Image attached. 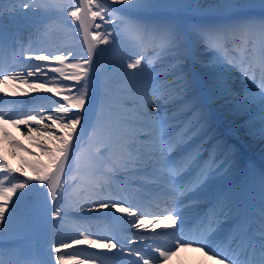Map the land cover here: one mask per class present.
Returning <instances> with one entry per match:
<instances>
[{"label":"snow or ice","instance_id":"1","mask_svg":"<svg viewBox=\"0 0 264 264\" xmlns=\"http://www.w3.org/2000/svg\"><path fill=\"white\" fill-rule=\"evenodd\" d=\"M9 3L28 37H11L0 24V60L10 54L14 61L0 66V85L20 81L10 95L27 99L0 96V105H10L0 110V141L21 161L13 167L0 150V264H168L176 252L194 247L216 264H264V169L259 210L250 212L244 191L226 183L235 152L215 133L207 104L191 94L184 67L191 51L200 49L208 54L196 57L203 68L225 69L214 78L218 94L208 103L228 101L231 116L254 139L246 111L258 105L264 141V17L252 16L257 7L264 11V0ZM57 26L79 45H52L48 36ZM109 52L116 55L105 66ZM164 64L170 79L161 83L157 66ZM169 86L180 90L179 97ZM176 99L182 107L161 115ZM110 103L118 105L112 116ZM180 113L192 115L181 121ZM84 173L91 178L90 194L69 203ZM153 200L156 213L141 211ZM161 201L167 205L162 211ZM93 214L118 221L119 231H93ZM70 217L88 226L69 229ZM37 230L46 237L47 260L19 243ZM69 230L71 238L61 235ZM68 250L77 254L65 255Z\"/></svg>","mask_w":264,"mask_h":264},{"label":"bare ground","instance_id":"2","mask_svg":"<svg viewBox=\"0 0 264 264\" xmlns=\"http://www.w3.org/2000/svg\"><path fill=\"white\" fill-rule=\"evenodd\" d=\"M54 2H56V3H67V0H54ZM259 11H260L259 7L253 9L252 10V16L258 15L257 13ZM0 24H3L5 32L9 31L10 30V26H12V22L11 21L0 20ZM55 29H56V31L48 36V40H49V42L52 45H60L62 47L72 46L73 44L79 45L80 41L78 39H75L71 34H69L68 31L63 26H57ZM21 36H23L25 39H27L28 32H26L25 34L23 33ZM193 52H194V50L191 51V54H193ZM196 57H197L196 55L189 57L190 58V60H189L190 61V66H191V68L188 70L189 77H190V79L192 81V84L195 83V82H198V84H199V86L201 88L204 87V90L206 92L205 95H204V98L209 101L210 96L218 94L217 90L214 88V84H213L214 78L217 75H219V74H226V70L225 69H219L218 70L217 69L218 67H216V69L214 71H212L211 69H206L208 73L203 72V74H201V72L196 68V66L193 63L194 61L195 62L198 61L196 59ZM103 63L104 64L106 63V59L105 58L103 59ZM16 71H19V69H17ZM164 71L165 70H163L162 72H164ZM109 72L113 74L114 81L117 84H119L120 77L116 73V68L110 69ZM162 82L165 83L166 82V78H163ZM238 82H240V81L236 80L237 87H240L238 85ZM19 83H21V82L20 81H12L11 83H7L6 85H3L2 87H0V89H4L3 92H0V96H4V97L7 96L6 99H14V98L15 99H22V100L25 99V98L27 99V97L20 96V95L14 96V97L10 95V93L13 91L15 86L17 84H19ZM168 90L171 91L172 94H175L174 93L175 89H173L171 86H169ZM43 94L44 95H48L47 93H43ZM222 101L223 100H218V101L214 102L218 106H221L219 110L223 111L221 113V115H220V120L222 121V124L223 125H227L230 128H232V129L235 128L236 130H238V128H240L239 120L236 119V118H233L231 116L230 105H228L227 107H224L222 105ZM179 106L182 107V104H179V103L178 104H172V103L170 104V103H168L167 106H166L167 107L166 108L167 112L172 113ZM117 110H118V105H116L115 103H110V105H109V107L107 109V114L109 116H112L114 111H117ZM163 114H164V111L161 110V115H163ZM226 115H227V117H226ZM246 115H247V118H248L249 125L254 126V131L257 132V135H256V137L258 138L257 142L256 141L252 142V144L255 145L254 149L257 150L258 153H261V154L264 155V141L260 142L259 136H258V126H259V124L261 122V119H262V114H261L259 106L257 105V106L249 107L247 109V111H246ZM13 129L14 128H11L10 126L8 128L9 131L13 130ZM236 130H234V131H236ZM245 131H247V130H245ZM98 132H99V134H103L104 130L98 129ZM12 135L14 137H17V138L23 140V142L26 145L28 144V141L24 140L23 137H20L18 132L12 133ZM0 144H1L0 145V150H2L5 154H7L8 162L13 167L19 166L21 161L19 160L18 157L13 155V150H12L11 146L8 144V142L6 140H2V141H0ZM87 159H88V152L86 150H82L81 151L82 164L85 162V160L87 161ZM82 178L84 179V182L82 181V182L78 183L73 189L70 190L69 195H70L71 199L69 200V203H71L73 201L84 199L90 194V191H91L90 186L87 185L85 183V181L86 180L88 181L91 178L86 173L84 174V177L81 176V179ZM83 188H85V189L83 190ZM74 222H75L74 218H69V224L67 225V227L69 229L73 228L71 226H74ZM61 235L71 238L73 236V233H72V231L69 230V231H65V232L61 233ZM37 238H39L38 239L39 244L41 242V245H42L43 240L46 239L43 231L38 230ZM21 241L19 243H22ZM69 242H70V240H69ZM41 245L37 249V255H38L39 258L47 260V259H49L48 255H47V253L49 251L48 244H46L45 247H43ZM30 250H31V248L28 249V251H30ZM71 252H72V250H68L64 254L69 256V253H71ZM192 261H195V264H215L214 262H212L208 258H206L204 255H201V254H199L197 252H189V251H184V250L176 253L174 255V257H172L168 261V264H191Z\"/></svg>","mask_w":264,"mask_h":264},{"label":"rangeland","instance_id":"3","mask_svg":"<svg viewBox=\"0 0 264 264\" xmlns=\"http://www.w3.org/2000/svg\"><path fill=\"white\" fill-rule=\"evenodd\" d=\"M261 11V12H260ZM260 13H263L264 14V11H262L261 9H260ZM196 53H198L199 55H202L203 53H202V51L201 50H196ZM115 55H116V53H114V52H109V53H107L106 54V56L104 57L105 59H106V63H105V66H108V62L109 61H111V60H113L114 59V57H115ZM198 64V63H197ZM198 66V68H199V70H200V72L203 74V72H206V73H208L207 72V70L205 69V68H203L202 66H200V65H197ZM112 68H115V66H112V67H110L109 68V70L110 69H112ZM209 91V90H208ZM215 102V100H213V101H210V105L212 104V107L215 109V111H216V113L220 116L221 115V113L223 112V111H221V110H219L220 109V107L221 106H218L217 104H215L214 103ZM228 101H222V105L224 106V107H227L228 106ZM226 117H227V115H226ZM257 121V120H256ZM228 130H229V133H231V135L235 138V140L238 142V143H240V144H244V145H247L248 147V149L249 150H252L253 152H258L257 150H255L254 148V144H252V142H254V141H256L257 142V137L254 139L253 137H251L249 134H248V132L247 131H245V130H243V129H240V128H238V130H236L235 128L234 129H232V128H230L229 126H228V128H227ZM234 130H236V131H234ZM13 132H15L16 133V130L14 129V130H12ZM234 131V132H233ZM241 133V134H240ZM246 143V144H245ZM1 145V144H0ZM30 245V247H31V244L30 243H28L27 241H25V240H23V242L21 243V246L25 249V251H26V253L27 254H31V255H34V253H33V251H32V249L30 250V251H27V248L26 247H28Z\"/></svg>","mask_w":264,"mask_h":264}]
</instances>
